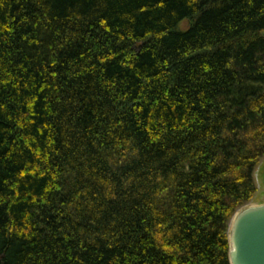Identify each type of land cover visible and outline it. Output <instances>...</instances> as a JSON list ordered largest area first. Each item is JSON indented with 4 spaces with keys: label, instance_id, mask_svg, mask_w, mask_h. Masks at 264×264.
Masks as SVG:
<instances>
[{
    "label": "trees",
    "instance_id": "obj_1",
    "mask_svg": "<svg viewBox=\"0 0 264 264\" xmlns=\"http://www.w3.org/2000/svg\"><path fill=\"white\" fill-rule=\"evenodd\" d=\"M262 158L264 0H0V264H231Z\"/></svg>",
    "mask_w": 264,
    "mask_h": 264
},
{
    "label": "water",
    "instance_id": "obj_2",
    "mask_svg": "<svg viewBox=\"0 0 264 264\" xmlns=\"http://www.w3.org/2000/svg\"><path fill=\"white\" fill-rule=\"evenodd\" d=\"M228 239L231 264H264V202L237 210L229 223Z\"/></svg>",
    "mask_w": 264,
    "mask_h": 264
},
{
    "label": "rangeland",
    "instance_id": "obj_3",
    "mask_svg": "<svg viewBox=\"0 0 264 264\" xmlns=\"http://www.w3.org/2000/svg\"><path fill=\"white\" fill-rule=\"evenodd\" d=\"M184 27L187 26V24H183ZM263 173H264V158H262L257 165L254 173V178L257 186V192L254 196V198L251 200V203H258L264 200V179H263Z\"/></svg>",
    "mask_w": 264,
    "mask_h": 264
},
{
    "label": "crops",
    "instance_id": "obj_4",
    "mask_svg": "<svg viewBox=\"0 0 264 264\" xmlns=\"http://www.w3.org/2000/svg\"><path fill=\"white\" fill-rule=\"evenodd\" d=\"M262 202H264V200H263V201H261V202H258V203H262Z\"/></svg>",
    "mask_w": 264,
    "mask_h": 264
}]
</instances>
